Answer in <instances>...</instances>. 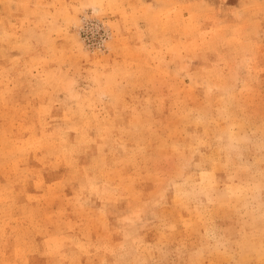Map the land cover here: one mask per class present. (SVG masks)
I'll return each mask as SVG.
<instances>
[{"label": "rangeland", "instance_id": "374dc122", "mask_svg": "<svg viewBox=\"0 0 264 264\" xmlns=\"http://www.w3.org/2000/svg\"><path fill=\"white\" fill-rule=\"evenodd\" d=\"M0 264H264V0H0Z\"/></svg>", "mask_w": 264, "mask_h": 264}]
</instances>
